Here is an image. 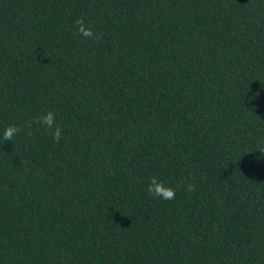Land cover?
<instances>
[{
    "label": "trees",
    "instance_id": "obj_1",
    "mask_svg": "<svg viewBox=\"0 0 264 264\" xmlns=\"http://www.w3.org/2000/svg\"><path fill=\"white\" fill-rule=\"evenodd\" d=\"M8 124L0 264H264V0H0Z\"/></svg>",
    "mask_w": 264,
    "mask_h": 264
},
{
    "label": "clouds",
    "instance_id": "obj_2",
    "mask_svg": "<svg viewBox=\"0 0 264 264\" xmlns=\"http://www.w3.org/2000/svg\"><path fill=\"white\" fill-rule=\"evenodd\" d=\"M74 26L75 34L85 39H98L99 34L94 33L93 29L85 23L83 18H77L74 21ZM35 122L44 125L49 131L53 141L58 142L61 139L62 128L56 122V113L54 110L46 111L43 115H40ZM27 126L31 128V122H29ZM20 131L21 129L16 124H8L0 131V139H2V142L12 141ZM27 134L31 135L30 132ZM185 190L187 192H193L195 190L194 184L191 182L187 183ZM147 191L154 197H158L165 201L174 200L176 198V190L166 185L163 181L158 180L155 176L149 178Z\"/></svg>",
    "mask_w": 264,
    "mask_h": 264
}]
</instances>
